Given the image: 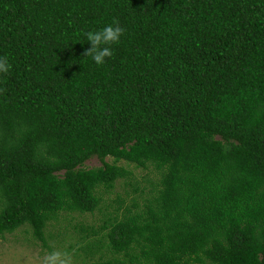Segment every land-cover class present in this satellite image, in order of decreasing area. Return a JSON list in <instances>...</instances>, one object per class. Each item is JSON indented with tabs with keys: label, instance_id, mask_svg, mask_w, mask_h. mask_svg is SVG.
<instances>
[{
	"label": "trees",
	"instance_id": "16d2710c",
	"mask_svg": "<svg viewBox=\"0 0 264 264\" xmlns=\"http://www.w3.org/2000/svg\"><path fill=\"white\" fill-rule=\"evenodd\" d=\"M113 21L98 66L86 33ZM0 56V238L51 251L55 222L90 264H264V0H0ZM120 162L147 197L104 198Z\"/></svg>",
	"mask_w": 264,
	"mask_h": 264
},
{
	"label": "rangeland",
	"instance_id": "374dc122",
	"mask_svg": "<svg viewBox=\"0 0 264 264\" xmlns=\"http://www.w3.org/2000/svg\"><path fill=\"white\" fill-rule=\"evenodd\" d=\"M106 161H111L110 158H107ZM101 163L97 158H91L85 162L84 167H95L99 166ZM119 165L129 168L132 171V177L128 180H118L115 183V187L112 191L103 194L104 198L111 200V204L116 198H124L126 191L125 205H129L131 202L132 188L136 189V194H142L143 197L148 196L150 186L148 181L154 179V175L151 169H141L136 168L133 165H130L126 162H120ZM152 173V174H151ZM122 211L120 210L119 213ZM71 223L81 224L84 227H98L101 225V216L99 212H94L92 214H78L74 213L72 215ZM61 221V220H60ZM51 224H55L52 222ZM51 224L48 225L45 241L46 244L51 247V251L54 249L59 250H69L72 255V264H90L94 259H99V257L109 256L105 249L100 250L94 253L92 256L87 251L78 249L83 246V244L73 245V248L68 249L69 241H63L59 243L58 239L54 236L53 238H48V232H54ZM78 233L77 231L75 234ZM104 233L100 234L103 235ZM90 239H97V237H91ZM43 242L36 240L32 237L30 231L27 230V227H20L12 234H6L3 238H0V264H40V258L46 253L50 252L47 248L42 247ZM92 257V258H91Z\"/></svg>",
	"mask_w": 264,
	"mask_h": 264
},
{
	"label": "clouds",
	"instance_id": "9594fccd",
	"mask_svg": "<svg viewBox=\"0 0 264 264\" xmlns=\"http://www.w3.org/2000/svg\"><path fill=\"white\" fill-rule=\"evenodd\" d=\"M125 31L120 26L119 21H113L112 24L98 31H88L86 38L90 42V47L85 50L83 55L85 57H91L96 65H103L106 62V58L113 57L114 51L111 46L120 42ZM11 67L8 58L6 56H0V75L9 73ZM3 91L5 90L0 89V93ZM40 264H72V255L67 250L54 249L46 252L40 258Z\"/></svg>",
	"mask_w": 264,
	"mask_h": 264
}]
</instances>
